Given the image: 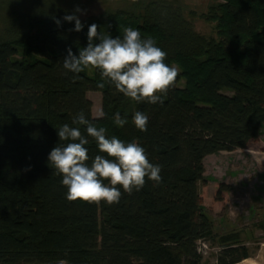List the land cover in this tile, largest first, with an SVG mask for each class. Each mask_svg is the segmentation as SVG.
<instances>
[{"label":"trees","instance_id":"16d2710c","mask_svg":"<svg viewBox=\"0 0 264 264\" xmlns=\"http://www.w3.org/2000/svg\"><path fill=\"white\" fill-rule=\"evenodd\" d=\"M21 1L0 0L2 20L10 9L0 23V264H203L199 243L218 249L216 264L250 258L244 232L215 233L199 185L209 155L243 149L264 126V0H220L187 17L175 0H136L85 19L75 10L86 0ZM74 12L80 32L69 31L74 22L54 23ZM93 23L112 37L136 29L167 53L180 74L163 103L137 104L98 70L66 73V49L78 54ZM89 91L101 94L104 118L92 117ZM81 111L108 137L138 142L161 166L162 182L146 181L132 195L121 189L111 206L67 201L47 156L65 143L56 129L75 126ZM137 111L148 116L144 132L132 122ZM117 112L122 127L113 123ZM85 147L100 154L90 137ZM252 228L264 238V220Z\"/></svg>","mask_w":264,"mask_h":264},{"label":"clouds","instance_id":"9594fccd","mask_svg":"<svg viewBox=\"0 0 264 264\" xmlns=\"http://www.w3.org/2000/svg\"><path fill=\"white\" fill-rule=\"evenodd\" d=\"M62 21L74 22L69 31L80 32L84 28L75 12L60 19L54 18L57 26ZM98 27L95 23L88 26L87 44L78 54H73L70 47L66 49L67 55L62 61L66 73H73L76 78L86 69L98 70L101 79L114 86L116 93L137 104L163 103V97L175 87L180 74L178 67L165 63L167 53L156 45L153 38H141L140 32L131 27L124 28L122 38L101 34ZM105 115L101 110L96 119ZM112 120L117 127L127 122L119 112ZM132 122L136 129L144 132L148 116L137 111ZM71 124L75 126L63 124L56 129L58 140L65 143L54 146L47 156L48 167L62 177L67 201L96 205L104 202L111 206L119 203L121 189L132 195L134 191H140L146 181L153 182L154 186L162 182L161 166L149 161L146 150L138 142L126 143L115 136L108 137L107 130L96 127L83 111L73 117ZM89 137L95 141L100 153L94 158L89 156L85 147L89 144Z\"/></svg>","mask_w":264,"mask_h":264},{"label":"rangeland","instance_id":"374dc122","mask_svg":"<svg viewBox=\"0 0 264 264\" xmlns=\"http://www.w3.org/2000/svg\"><path fill=\"white\" fill-rule=\"evenodd\" d=\"M114 1L116 0H107L103 4V0H86L84 8L79 7V16L85 19L99 14L109 6L112 9L128 7L136 0H120L119 4ZM175 1L187 17L188 11H206L207 7L220 0ZM21 2L23 5L28 4L27 0ZM14 9L15 5L12 7ZM1 13L7 19L2 20L1 14L0 23L10 21V9ZM195 28L201 33H210V28L204 24L196 23ZM18 60L19 56H12L8 62L11 67H15ZM86 97L92 105V117L96 118L101 111V94L89 91ZM204 176L205 180L199 185V203L207 208L215 233L244 232L242 241L249 250L250 258L238 264H264V238L261 231L252 228L253 224L264 220V126L259 136L248 141L243 149L209 155L205 160ZM249 233L253 235L247 239ZM205 246L201 251L203 264H216L218 249L207 244Z\"/></svg>","mask_w":264,"mask_h":264},{"label":"built area","instance_id":"2783aa9c","mask_svg":"<svg viewBox=\"0 0 264 264\" xmlns=\"http://www.w3.org/2000/svg\"><path fill=\"white\" fill-rule=\"evenodd\" d=\"M202 248L205 249L206 246L204 243H199V251L201 252L202 251Z\"/></svg>","mask_w":264,"mask_h":264},{"label":"bare ground","instance_id":"6f19581e","mask_svg":"<svg viewBox=\"0 0 264 264\" xmlns=\"http://www.w3.org/2000/svg\"><path fill=\"white\" fill-rule=\"evenodd\" d=\"M258 264V263H257Z\"/></svg>","mask_w":264,"mask_h":264}]
</instances>
